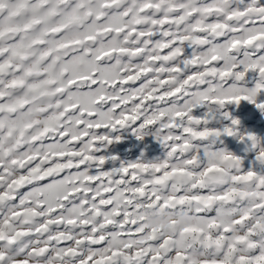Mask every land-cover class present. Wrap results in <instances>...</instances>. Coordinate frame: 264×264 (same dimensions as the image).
<instances>
[{"label":"snow or ice","instance_id":"snow-or-ice-1","mask_svg":"<svg viewBox=\"0 0 264 264\" xmlns=\"http://www.w3.org/2000/svg\"><path fill=\"white\" fill-rule=\"evenodd\" d=\"M242 101L264 114V0H0V264H264ZM129 125L164 154L106 169Z\"/></svg>","mask_w":264,"mask_h":264},{"label":"rangeland","instance_id":"rangeland-1","mask_svg":"<svg viewBox=\"0 0 264 264\" xmlns=\"http://www.w3.org/2000/svg\"><path fill=\"white\" fill-rule=\"evenodd\" d=\"M232 114L241 119L242 131L253 132L258 136L264 137V114H261L253 105L242 101L240 105L233 106ZM137 125H129L125 128L111 132L107 129L99 130L101 134H111L112 136H120V142H114L107 146H102L103 151L97 155L107 157H117L115 160H108L105 164L106 169L119 167L120 164L129 161H135L143 154L144 158L154 159L164 154V149L158 144L151 133L145 135L143 140L137 139L134 135ZM224 146L229 151L237 155L244 156V166L248 167L252 161L253 153L248 151V145L238 141V138H225ZM214 214V213H212Z\"/></svg>","mask_w":264,"mask_h":264},{"label":"clouds","instance_id":"clouds-1","mask_svg":"<svg viewBox=\"0 0 264 264\" xmlns=\"http://www.w3.org/2000/svg\"><path fill=\"white\" fill-rule=\"evenodd\" d=\"M192 214L189 211L183 213L173 214L167 210H159L155 214L148 215L146 222L150 226L159 227L161 225L167 226L173 219H176L181 226L191 221Z\"/></svg>","mask_w":264,"mask_h":264}]
</instances>
